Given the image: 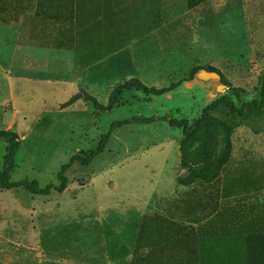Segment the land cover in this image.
I'll list each match as a JSON object with an SVG mask.
<instances>
[{
  "label": "rangeland",
  "instance_id": "rangeland-1",
  "mask_svg": "<svg viewBox=\"0 0 264 264\" xmlns=\"http://www.w3.org/2000/svg\"><path fill=\"white\" fill-rule=\"evenodd\" d=\"M72 1L0 0V130L21 142L12 181L57 186L68 167L64 193L0 188L6 251L25 244L38 258L45 238L62 236L78 264H264V123H216L182 145L183 130L161 120L193 122L224 94L237 103L233 88L258 97L264 0H218L216 12L175 0L152 20L102 14L106 0L87 17ZM208 27L218 33L201 35ZM198 67L211 71L191 81ZM134 79L180 86L116 94ZM6 148L0 140V168Z\"/></svg>",
  "mask_w": 264,
  "mask_h": 264
},
{
  "label": "trees",
  "instance_id": "trees-1",
  "mask_svg": "<svg viewBox=\"0 0 264 264\" xmlns=\"http://www.w3.org/2000/svg\"><path fill=\"white\" fill-rule=\"evenodd\" d=\"M207 0H201V4ZM200 70H209L210 68L198 67L194 70V73L191 77V81L194 79V76ZM217 72V71H215ZM219 73V72H218ZM220 74V73H219ZM221 75V74H220ZM180 86V83H177L168 89L162 91H152L138 80H131L124 86L120 87L116 94H120L123 91L129 90H139L144 91L149 96H162L167 93H170ZM231 94L238 100L237 103L234 101L233 97L229 94H224L215 99L213 102L208 104L202 111L200 118L190 122L188 119H176L173 117H163L161 120L167 122L171 127L178 128L183 130L184 139L182 145L193 137H195L203 128L209 127L213 124H221L229 131H233L239 127H252L256 132L260 131V126L263 127L264 123V73L260 77V86L258 90V97L252 100L244 101L241 98L242 91L240 89L233 88L231 89ZM77 99L75 97L69 104L74 102ZM48 122H51V117H48ZM0 140L7 142V148L5 151L3 166L0 168V188L2 190H14L23 188L27 192L35 196H49L53 190L58 193H64L67 185L68 178L66 177V170L68 167H64L59 173V185L57 186H47L46 188H41L37 182L29 181H20L13 182L12 175L15 171L16 164L15 158L20 149L21 142L17 134L11 131L0 130ZM108 141V135L104 137L102 146L97 151L101 152L103 145H106ZM93 157V156H92ZM90 157L88 161L83 160V163L89 164L93 159ZM80 157H75V160H79ZM264 238V235H260ZM210 246L211 250L215 253H221L220 255L226 257V252L223 250L222 241L216 243L211 240L206 241Z\"/></svg>",
  "mask_w": 264,
  "mask_h": 264
},
{
  "label": "crops",
  "instance_id": "crops-1",
  "mask_svg": "<svg viewBox=\"0 0 264 264\" xmlns=\"http://www.w3.org/2000/svg\"><path fill=\"white\" fill-rule=\"evenodd\" d=\"M82 0H73L72 6H75V12L78 13V10L84 9L85 15L89 17L93 14V12L98 10L97 6V0H84V3H81ZM218 0H207L205 5L212 4L211 7L214 12H216V2ZM175 0H167L165 3H162L161 0H106L105 2H102V14H117L118 17L120 14H123L125 12L130 13L132 17L135 19H149L152 20L155 18V15L158 17L159 9L161 10V6L167 5L166 8L169 9V12L171 14L175 13ZM204 5L203 3L201 4ZM160 6V7H159ZM196 8V7H195ZM190 9L187 8L186 12ZM176 13L175 15H177ZM218 16V15H217ZM246 15L243 14V19H245ZM174 17V16H173ZM219 18V17H218ZM225 24H220V26H224L226 29V32H221L226 34L227 36L231 35L232 26L227 23L228 21V15H225ZM209 28V27H208ZM207 28V29H208ZM222 28V27H221ZM218 33V29H211L205 31L204 33H201V35L214 37L215 34ZM230 42L227 41L226 45ZM196 82V81H195ZM25 241V240H23ZM64 243L72 244V239L69 237H62V236H53L45 238L44 241L41 244V250L39 251L38 255L39 257H35L34 254H31L29 251H27L25 244L23 246V249L21 252H7L6 247L7 246H13L12 243H8L4 240V238H0V264H78L77 259L78 255L76 253L70 252L69 254H66L65 252L62 253L61 250L64 247ZM15 247V246H14ZM25 247V249H24ZM17 249L18 246H17ZM29 250V249H28ZM62 255L66 257H62ZM90 254L86 255L85 260L86 263L90 261V258L88 257Z\"/></svg>",
  "mask_w": 264,
  "mask_h": 264
}]
</instances>
